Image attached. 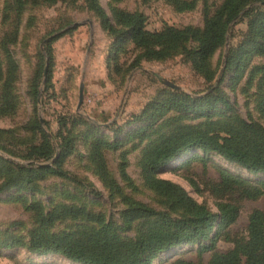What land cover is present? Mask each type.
Instances as JSON below:
<instances>
[{
  "label": "rangeland",
  "instance_id": "rangeland-1",
  "mask_svg": "<svg viewBox=\"0 0 264 264\" xmlns=\"http://www.w3.org/2000/svg\"><path fill=\"white\" fill-rule=\"evenodd\" d=\"M195 1V9L183 13L167 1L99 0V3L109 17L114 9L144 14L147 29L154 32L167 26L203 29L205 3ZM223 2L206 0L208 12L214 13ZM242 16L243 13L230 25L226 44L211 56V78L207 79L186 56V51L198 47L191 41L172 50V56L164 61L142 60L132 65L143 51L131 42H118L105 32L83 0H59L56 4L25 0L21 10L12 0H0V105L4 102V83L10 70L12 75V109L7 115H0V264H84L63 255L30 250V234L37 227L36 212L30 209L31 205H41L45 213L61 205L82 208L102 220L88 223L86 219L61 220L52 225V232L71 231L84 225L101 228L112 222L120 236L130 241L139 229L135 224L127 230L123 223V215L132 203L172 221L185 217L182 210L164 204L144 185L139 164L146 150L161 137L178 126L196 128L205 118H197L189 110L170 111L151 126V121L141 115L149 105L166 99H180L182 95L199 98L218 90L225 101L210 110L214 119L237 115L264 125L258 111L262 74H251L254 68L264 66V55L255 57L241 77L235 76L234 69L226 70L229 51L241 44L248 30L249 21L241 19ZM58 35L62 36L50 46L53 62L49 64L51 79L47 84L48 74L41 76L49 62L47 41ZM82 84L84 96L79 108ZM36 89L40 93L38 99ZM37 123L56 150L49 161L25 159L31 147L41 143ZM60 135L71 140L73 151L62 165L65 177L48 176L35 180L27 188L1 189L5 183V162L29 168L52 167L62 151L60 145L66 144ZM96 138L118 140L123 145L118 151L104 154L107 180L97 173L90 160V147ZM122 166L128 179L122 177ZM223 174L245 182L252 189L264 186V173L249 171L216 153L199 149L185 153L158 173V178L182 187L217 218L206 239L159 253L152 264H211L214 258L233 252L237 245L248 240L251 216L264 212V194L252 198L245 194L246 188L225 187ZM110 179L115 182L114 188ZM222 204L237 207L239 213L236 222L221 232L214 244ZM10 236L21 238L22 245L3 247L2 241ZM240 264H246L244 258Z\"/></svg>",
  "mask_w": 264,
  "mask_h": 264
},
{
  "label": "trees",
  "instance_id": "trees-1",
  "mask_svg": "<svg viewBox=\"0 0 264 264\" xmlns=\"http://www.w3.org/2000/svg\"><path fill=\"white\" fill-rule=\"evenodd\" d=\"M12 1L20 10L25 5V0ZM42 1L47 4H56L59 0ZM83 1L87 9L100 20L105 32L116 37L118 42H131L135 48L143 51L132 65H138L142 60L164 61L172 56V50L183 47L191 41L198 44V47L186 51V56L198 72L210 79L209 60L220 47L226 44L230 25L240 18L242 13L241 19L249 21L248 30L241 44L229 51L226 70L234 69L235 76L241 77L255 57L264 55V0H224L212 14L208 12L206 0H204L203 29L190 26L181 29L167 26L161 31L154 32L147 29V17L140 12L130 13L114 9L112 17H109L99 0ZM141 1L144 3L172 2L179 13L193 11L196 7L195 0ZM254 4L259 6H252ZM61 36H55L47 41L49 49L46 50V56L50 65L53 62L50 46ZM41 57L44 59V56L41 55ZM44 73L45 71L41 73V76ZM255 73L262 74L258 111L264 119V66L254 68L251 74ZM11 77L10 70L4 83V102L0 105V115H7L12 109ZM47 78V84H49L50 71ZM39 95L36 89L37 99ZM182 96L180 99L175 97L149 105L141 117L151 121L152 126L170 111L189 110L190 113H196L197 118H205V122L196 128L186 126L174 128L172 133L161 137L146 150L139 166L144 185L156 193L164 204L172 209L182 210L185 217L172 221L169 217L156 213L150 208L132 203L123 215V223L127 230L132 229L135 224L139 226L135 238L130 241L120 236L119 229L112 222L101 228L84 225L71 231L52 232L50 228L57 221L86 219L88 223L101 219L92 217L82 208L61 205L45 213L41 205H31L30 209L36 212L37 223V227L30 234L31 251L63 255L84 264H152L159 253L184 243L204 240L210 235L217 216L206 207L197 204L179 185L158 178V173L194 149L202 150L204 153H216L249 171L264 173V125L237 115L214 119L215 115H209L210 110L216 103L225 101L218 90L199 98H192L190 95ZM37 131L41 134V143L31 147L25 159L33 160V162L49 161L55 157L56 150L41 129L40 123H37ZM62 139L66 144L60 145L62 151L52 167L29 168L5 162V173L3 170L5 183L1 189L27 188L35 180H43L48 176L65 177L66 173L62 165L73 151L70 147L71 140L67 137ZM122 146L118 140L109 141L103 138H96L91 144L90 160L96 166L97 173L105 180L108 179V174L104 154L109 151H118ZM121 174L124 179H128L125 166L121 167ZM110 184L111 188H114L113 179H110ZM223 185L246 188L245 194L252 198L264 194V186L262 189H252L245 182L226 174H223ZM126 200L129 199L126 198ZM238 213L239 210L235 206L221 205L220 222L213 240L214 244L220 233L236 222ZM248 232L246 242L237 245L233 252L214 258L211 264H240L242 258L245 259L246 264H264V212H256L251 216ZM22 243L21 238L10 236L1 244L9 248Z\"/></svg>",
  "mask_w": 264,
  "mask_h": 264
},
{
  "label": "water",
  "instance_id": "water-1",
  "mask_svg": "<svg viewBox=\"0 0 264 264\" xmlns=\"http://www.w3.org/2000/svg\"><path fill=\"white\" fill-rule=\"evenodd\" d=\"M239 19V18H238ZM238 19H236V21L238 20ZM235 21V22H236ZM229 47V43H227V48ZM227 59V53H226V55H225V60ZM48 70H49V62H47V67H46V69H45V77L47 76V74H48ZM166 85L167 86H169V87H171V88H174V89H178V87L176 86V85H174V84H172V83H170V82H166ZM83 96H84V85L82 84L81 85V89H80V103H79V108H81V106H82V103H83ZM41 123L43 124L44 123V121L43 120H41ZM50 137V136H49Z\"/></svg>",
  "mask_w": 264,
  "mask_h": 264
}]
</instances>
